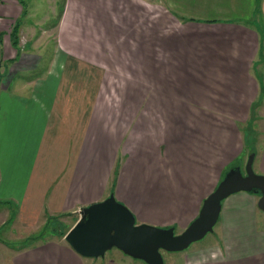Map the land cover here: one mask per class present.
<instances>
[{
	"label": "crops",
	"instance_id": "0c3cea01",
	"mask_svg": "<svg viewBox=\"0 0 264 264\" xmlns=\"http://www.w3.org/2000/svg\"><path fill=\"white\" fill-rule=\"evenodd\" d=\"M75 1L57 44L34 51L20 0H0V264H140L79 256L49 227L113 195L138 224L185 231L248 160L235 119L264 111V0H81L93 19ZM146 97L161 122L143 118ZM259 198L224 200L214 231L168 264H264Z\"/></svg>",
	"mask_w": 264,
	"mask_h": 264
},
{
	"label": "water",
	"instance_id": "95a60500",
	"mask_svg": "<svg viewBox=\"0 0 264 264\" xmlns=\"http://www.w3.org/2000/svg\"><path fill=\"white\" fill-rule=\"evenodd\" d=\"M255 157L248 158L245 169L235 166L225 175L204 200L199 217L181 233L173 228L138 224L131 210L110 195L100 203L81 209V217L68 231L66 242L86 258H104L108 251L117 248L146 264H165L162 252L185 251L214 231L221 217L222 202L234 194H259L258 207L264 212V175L255 173Z\"/></svg>",
	"mask_w": 264,
	"mask_h": 264
},
{
	"label": "rangeland",
	"instance_id": "374dc122",
	"mask_svg": "<svg viewBox=\"0 0 264 264\" xmlns=\"http://www.w3.org/2000/svg\"><path fill=\"white\" fill-rule=\"evenodd\" d=\"M22 2L24 3V6L22 4ZM20 0L21 6L24 9L23 12V17H22V22L23 23V28H22V33L18 32L17 36L19 39L22 38V42L25 45L26 43H31L34 46L32 47H36L37 45H41V48L44 47V49H47L52 47L53 45L57 44V40L59 38V24L62 20L63 14H64V10L66 9V5L68 0ZM83 3L81 2V0H77L75 1L74 5L76 6V11L78 10L79 12H77V14L81 13V17L79 16V18L83 19V18H90L93 19L94 17L92 16V14L89 13V9L87 8V10L82 9L85 6L82 5ZM93 7V6H92ZM157 9L154 7H150V11H151V15L152 17V21L151 23L153 24L154 22V18L156 17L155 11ZM87 11L88 15L87 17H84L82 12ZM246 21V20H245ZM245 23V22H244ZM247 24H251L252 22H248L246 21ZM34 51H36L38 49V47L33 48ZM257 70V74L260 73V68H256ZM254 98L256 99V101L258 100L256 97V95L254 94ZM142 101V108L141 111L143 112V118L146 119L148 116H150L151 114H153V116L155 118H157L160 122L163 120V115H162V111H163V107H160V103H158V107H154L153 103H150L151 100H153V97H146V98H139ZM262 98H260L261 100ZM128 100L126 99H122V100H110L108 102H121V107L124 105L123 102H126ZM258 102V101H257ZM256 102V103H257ZM139 104V102L137 103ZM126 105V104H125ZM256 105V104H255ZM254 105V106H255ZM261 109V108H260ZM257 111V116L254 118L253 116H251V118H249V114L247 116H243L241 118L235 119L237 123H239V127L240 130L243 131V135L245 138V152H244V156H246V160L251 156V155H255V160L256 162L254 163V171L257 170V166L256 163L259 159V153L262 149V147L264 148V111L260 110ZM128 110V109H127ZM260 115V116H259ZM262 116V117H261ZM128 118V122H129V116L127 115ZM260 118V120H258ZM233 122V121H232ZM231 122V124H233ZM149 127V123L147 122L144 125V129H147ZM241 167H243V169H245V164L244 163H240ZM237 166V165H236ZM235 167V166H234ZM232 170V169H231ZM60 222L58 224H56V226H51L49 227V232H53V231H57L59 233H67L69 230V227L71 225V223L69 222V219L67 218L65 219H61L59 220ZM138 223V221H137ZM258 224L259 226H261L262 228H264V212L261 211L259 209L258 211ZM217 226V224H216ZM177 233V232H176ZM37 234L36 232L33 233ZM28 233L25 235V238H27ZM20 237H14L11 238V243L14 247L16 246H20V241H18L17 239H19ZM12 248V247H10ZM108 255H112V253H120V250L113 249L111 251L107 252ZM111 253V254H110ZM163 257H164V263L168 264L170 262V258H172V253H168V252H162ZM122 256L127 257V260L129 259H133L130 256L128 257L127 255H125L122 252ZM133 261L138 262V260L133 259ZM140 264H145L144 262H139Z\"/></svg>",
	"mask_w": 264,
	"mask_h": 264
},
{
	"label": "trees",
	"instance_id": "16d2710c",
	"mask_svg": "<svg viewBox=\"0 0 264 264\" xmlns=\"http://www.w3.org/2000/svg\"><path fill=\"white\" fill-rule=\"evenodd\" d=\"M21 2H22V0H21ZM22 4H23V6H24V3L22 2ZM193 20V19H192Z\"/></svg>",
	"mask_w": 264,
	"mask_h": 264
}]
</instances>
